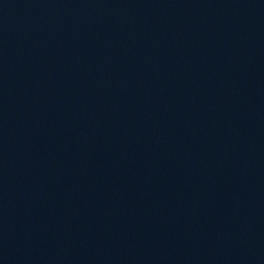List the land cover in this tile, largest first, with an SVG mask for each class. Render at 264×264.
<instances>
[{"label": "water", "instance_id": "water-1", "mask_svg": "<svg viewBox=\"0 0 264 264\" xmlns=\"http://www.w3.org/2000/svg\"><path fill=\"white\" fill-rule=\"evenodd\" d=\"M0 264H264V0H0Z\"/></svg>", "mask_w": 264, "mask_h": 264}]
</instances>
